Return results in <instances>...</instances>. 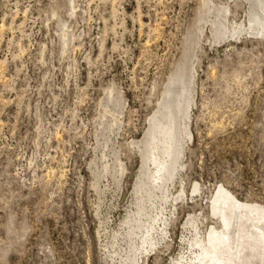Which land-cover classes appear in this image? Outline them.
I'll use <instances>...</instances> for the list:
<instances>
[{
	"label": "rangeland",
	"instance_id": "374dc122",
	"mask_svg": "<svg viewBox=\"0 0 264 264\" xmlns=\"http://www.w3.org/2000/svg\"><path fill=\"white\" fill-rule=\"evenodd\" d=\"M247 2L0 0V264L124 262L139 144L170 87L190 136L144 264H171L220 187L264 207V37L229 34Z\"/></svg>",
	"mask_w": 264,
	"mask_h": 264
},
{
	"label": "bare ground",
	"instance_id": "6f19581e",
	"mask_svg": "<svg viewBox=\"0 0 264 264\" xmlns=\"http://www.w3.org/2000/svg\"><path fill=\"white\" fill-rule=\"evenodd\" d=\"M247 1L250 8L248 12H244L246 23L240 22L238 28H232L230 33L221 24H216L213 32L217 37L225 38L226 33H229L230 37L235 36L237 41L243 38L264 37V0ZM216 12L219 15L220 12L223 14L227 10L217 8ZM220 16L222 15L220 14ZM212 24L215 25V22L212 21ZM178 78L182 77L178 76ZM173 81L175 80L173 79ZM171 89L173 90L170 87L166 91V98L161 103L160 111L151 119L148 132L143 142L139 144L142 167L133 191L134 211L132 209L128 211L123 222L126 228L123 240L126 241L128 248V252L123 255L125 259H123L124 262H128L127 264H144L142 258L148 257L147 253L158 245L156 238H154L155 235L158 234L157 232L163 237L167 235L169 217L172 221L175 216L174 206H172L174 210L169 212V217L165 216L163 211L166 209L163 204L168 201V195L166 194L168 183H172L174 176L179 172L177 170L179 163L177 160L181 153V136L183 134L185 137H189L190 134L185 128V124L182 133L177 126L176 117L180 108L178 107V109L175 106L177 102H174L173 96L177 94L173 93ZM129 146L132 147L134 144L131 143ZM122 170L121 165H119V172ZM108 171V165H104L101 171L102 174ZM196 191H199L198 185L194 187V192ZM180 195L173 201L183 199V189ZM210 215L212 218H210ZM201 217L189 216L188 222L184 225L188 229H184L186 234L182 235L180 241L182 247L178 255L171 261V264H246L250 258H247L244 250L248 247L249 242L245 240L244 235H248L249 240L254 242L253 248L256 247L262 250L261 252L264 254V225L261 224L264 219V207L239 201L232 193L220 187L216 198L209 206L208 213ZM205 221L213 224H210L209 228L200 229L199 224L203 225ZM247 222L254 228L253 231H249V227L244 229L249 225ZM115 238L114 236L113 239ZM115 243H112V245L114 246ZM124 262L121 264H124Z\"/></svg>",
	"mask_w": 264,
	"mask_h": 264
}]
</instances>
